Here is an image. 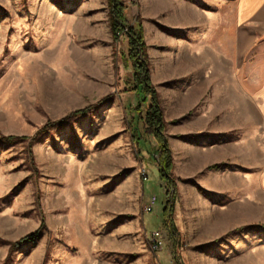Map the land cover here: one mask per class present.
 <instances>
[{"label":"rangeland","instance_id":"374dc122","mask_svg":"<svg viewBox=\"0 0 264 264\" xmlns=\"http://www.w3.org/2000/svg\"><path fill=\"white\" fill-rule=\"evenodd\" d=\"M187 1L214 10L204 0ZM120 2L126 20L115 36L110 0H0V264H264V190L250 179L236 197L208 190V171L223 163H206L192 176L176 169L175 154L190 167L187 155L205 157L223 139L242 138L237 128L225 135L194 129L213 97L216 80L205 79L211 64L185 60L195 50L193 40L177 46L171 37L179 31L155 18L148 23L145 0ZM139 24L172 151L177 257L162 214L172 195L161 175L159 145L145 121L148 105L137 108L129 44ZM214 65V73L220 71L221 64ZM254 66L251 55L246 82L259 73ZM237 69L230 63L231 72ZM198 89L203 94L189 104ZM246 97L245 145L261 142L264 168V128L254 135L248 127L254 112ZM234 102L237 97L229 100L231 124ZM212 113L215 124L226 111ZM49 124L51 130L40 132ZM8 135L17 139H1ZM238 168L253 174L248 166ZM237 209L244 212L239 220ZM36 230L34 240L11 250L12 242ZM154 230L164 235L159 249L152 246Z\"/></svg>","mask_w":264,"mask_h":264},{"label":"crops","instance_id":"0c3cea01","mask_svg":"<svg viewBox=\"0 0 264 264\" xmlns=\"http://www.w3.org/2000/svg\"><path fill=\"white\" fill-rule=\"evenodd\" d=\"M204 1L212 5L214 10H203L196 3L187 0H145V17L147 16L148 23L150 18H155L159 24L167 27L172 26L176 31H179L182 36H170L177 46H180L184 39V41H187V38L193 40L192 44L195 50L191 58L185 60L207 63L212 66V72L209 76L206 75L205 79L211 84H213V80H216L215 85L213 84L214 91L212 90L211 93L213 97L208 99L205 108L201 110V112H206V115L196 116L194 129L203 130L205 128L217 135H225L230 130L237 128L243 134L242 138L236 141L237 143L231 144L223 139L219 144L212 146V151L205 157L197 155L193 159L192 155H187L185 159L191 161L190 167L186 165L183 168L180 165L181 155L175 154V160L178 159L179 164V167H176L177 171L184 173L183 175L192 176L196 175L203 166H206V163L226 164L220 169L208 171L206 188L222 196L236 197L240 195L241 191L244 192L247 179H250L254 188L258 187V189L264 190L261 142L258 141L257 148L256 142L247 148L244 135L247 127L245 121L246 96H249L248 101L251 103L249 108L254 112L252 124L250 122L248 127L251 128L254 135L258 132L261 133V128H264V0ZM157 28L160 32V28L158 26ZM187 29L191 30L187 32L188 34L186 33ZM180 31L185 32L182 34ZM251 55L254 58V67L259 73L255 72L252 77L253 81L246 82L245 63L247 57ZM230 63H238L236 74L230 71ZM214 64H221L220 71L214 73ZM181 65L182 63H180ZM207 91L208 88L205 94ZM202 92L201 89L192 91L190 94L193 97L191 96L189 104L192 105L196 100L195 95ZM232 97H237V102L232 103V111L235 112L232 116L237 120L231 124L229 113L231 109L228 105H230L229 100ZM188 106L186 107L188 108ZM215 110L226 111V113L222 115L219 123L214 124L209 120V115L213 114L212 112ZM237 137L240 138V135ZM230 165L233 166V170L229 169ZM238 166L252 168L253 172L251 173L253 174L247 176L245 171H241L239 168L235 169ZM237 205L240 206L239 203ZM237 212L235 220H239L244 214L243 211L240 213L238 210Z\"/></svg>","mask_w":264,"mask_h":264},{"label":"trees","instance_id":"16d2710c","mask_svg":"<svg viewBox=\"0 0 264 264\" xmlns=\"http://www.w3.org/2000/svg\"><path fill=\"white\" fill-rule=\"evenodd\" d=\"M111 5V25L113 29V33L115 36L119 34L121 21L126 20L124 17V4L120 2V0H110ZM135 30V31H134ZM130 32V52L132 57L134 58V81H135V90L136 94L138 95V110L142 108V104L148 105L147 115L145 117V121L149 130L153 133V136L156 138L158 145H159V153H160V164L162 166L161 175L166 180L168 189V194L172 195L171 199H168L164 209L162 211L164 225L167 231L169 232L171 239L173 240L174 247L173 252L174 255L177 257V247H178V239H177V230L173 222V212H174V203L175 197L178 191L175 177L172 175V151L167 144V140L164 134V130L166 127L165 120H164V112L161 102L159 100L158 94L154 85L150 80V69H149V61H148V54H147V45L144 41L143 36V29L142 25L139 24V28L136 30L133 27L131 28ZM142 54V58L138 55ZM93 107H89L86 109L77 110L71 115L67 116L65 119L61 120V123L70 119L73 116H82L89 113ZM58 123H56L57 125ZM53 124H49L40 132H46L47 130H51ZM39 132V133H40ZM38 133V134H39ZM151 133V134H152ZM1 139L5 141H13L16 136L8 135L1 137ZM35 139V138H34ZM226 164H215L213 165L214 168L221 167ZM45 226V222L43 221L40 229ZM253 227V226H251ZM245 226H242L234 231H241L245 229ZM41 230H36L34 232L28 233L26 236L20 238L17 241L12 242L10 247L11 250H14L23 244L30 242L35 239L38 233Z\"/></svg>","mask_w":264,"mask_h":264},{"label":"built area","instance_id":"2783aa9c","mask_svg":"<svg viewBox=\"0 0 264 264\" xmlns=\"http://www.w3.org/2000/svg\"><path fill=\"white\" fill-rule=\"evenodd\" d=\"M156 201V196H153L150 203L146 206L145 211L151 212L153 210L154 204ZM164 237L163 233L160 230H154L152 233V246L154 249L161 248L163 242L162 238Z\"/></svg>","mask_w":264,"mask_h":264},{"label":"bare ground","instance_id":"6f19581e","mask_svg":"<svg viewBox=\"0 0 264 264\" xmlns=\"http://www.w3.org/2000/svg\"><path fill=\"white\" fill-rule=\"evenodd\" d=\"M186 101V100H185ZM183 106V101H179L178 103H177V105H176V108L178 109V108H180V107H182Z\"/></svg>","mask_w":264,"mask_h":264}]
</instances>
